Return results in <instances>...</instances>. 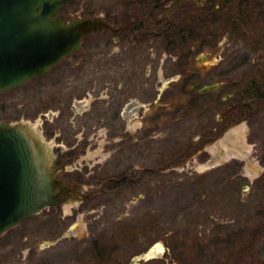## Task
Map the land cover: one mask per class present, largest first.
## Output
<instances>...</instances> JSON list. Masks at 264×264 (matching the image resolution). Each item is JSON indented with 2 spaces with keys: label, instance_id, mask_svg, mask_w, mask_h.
<instances>
[{
  "label": "rangeland",
  "instance_id": "rangeland-1",
  "mask_svg": "<svg viewBox=\"0 0 264 264\" xmlns=\"http://www.w3.org/2000/svg\"><path fill=\"white\" fill-rule=\"evenodd\" d=\"M80 3L84 6L70 20L93 16L97 2ZM92 45L93 38H89L84 46ZM85 49L0 98V121H25L35 126L48 142L54 162L60 165V176L90 191L111 176L119 178L127 172L129 178L107 189L108 182L106 190L82 203L48 207L9 229L0 236V264H94L98 260L95 240H101L98 249H110L116 261L120 260L117 264H130L155 243L162 245L163 251L134 264H173L176 238L192 257L209 246L212 258L218 259L227 240V260L235 263L242 259L247 264L255 258L262 263L264 181L254 184L258 193L248 194L242 184L237 190L236 183H229L220 166L236 154L245 159L252 174L262 171L264 164L246 144L245 130L232 129L201 147L193 158L191 145L205 131L204 104L196 101L191 108L187 98L171 99L170 93L179 92L176 86L166 94L169 99L151 103L152 88L147 89L146 99L140 83L139 92L135 90L134 80L131 86L136 95L122 127L129 132L115 133L118 120L105 117L109 115L105 101H98L93 91L97 80H107L109 73L96 70L95 56L85 54ZM167 72H153L151 86L155 74L157 80L162 79V90L176 84L173 79L178 74L169 76ZM143 80L147 81L144 76ZM258 154L264 160V149ZM150 168H154L152 172ZM195 175L200 178L193 183ZM225 220L226 230L220 224L223 236L219 229L200 226L208 223L213 227Z\"/></svg>",
  "mask_w": 264,
  "mask_h": 264
},
{
  "label": "flooded vegetation",
  "instance_id": "flooded-vegetation-1",
  "mask_svg": "<svg viewBox=\"0 0 264 264\" xmlns=\"http://www.w3.org/2000/svg\"><path fill=\"white\" fill-rule=\"evenodd\" d=\"M80 2H97L93 6V16L101 17L108 24L88 36L78 52L86 48L84 51L88 52L85 54L95 56V69L109 73L107 80H97L98 87L93 91L98 101H105L104 108L109 114L105 117L118 120L115 133L129 132L122 127L130 116L132 97L136 95L133 94L136 91H132L134 85L131 86L134 80L137 81L135 90L139 92L137 86L141 85L151 103L169 99L166 94L176 86L180 94L170 93L171 99L187 98L191 108L192 104L196 106V101L204 104L205 131L198 137L199 140L191 143L190 156L194 158L201 147L238 128L245 130L248 136L246 144L259 163L264 164L258 154L264 149V0H72L58 15L70 21L73 14L84 6ZM88 7L86 3L85 8ZM89 38H93V45L85 47ZM157 71H168L169 76L178 74V78L173 79L177 83L162 90L159 87L162 79L157 80L158 75L155 74V82L152 80L151 86V74ZM237 72H241L238 77ZM113 76L116 78L111 79ZM143 76L147 81H141ZM216 85L203 91L207 86ZM149 87L152 88L151 97L147 95ZM55 166L60 167L56 161ZM220 166L225 169L228 182L236 183L237 190L242 184L248 194L256 191L255 183L264 181V168L254 175L245 165V159L236 154L225 159ZM153 169L150 168V172ZM129 175L124 176L129 178ZM192 178L195 183L200 177L195 175ZM121 180L115 177L106 179L81 203L102 193L108 182L119 183ZM242 181L248 182L244 184ZM226 223L227 220L217 222L213 227L208 223L200 226L212 231L219 229L220 236H223L221 225L226 230ZM95 241L98 255L107 259L102 262L100 260L103 259L97 255L98 260L94 264H107V261L120 263L110 254L109 248L105 250L103 246L98 249L101 240ZM182 246L176 238L172 246L173 264H212V260L214 264H244L242 259L235 263L227 260L224 245L218 259L212 258L209 246L204 247L205 251H197V256L193 257ZM142 255L133 258L130 264L153 258L135 261ZM254 259L247 264H264V261L259 263Z\"/></svg>",
  "mask_w": 264,
  "mask_h": 264
},
{
  "label": "water",
  "instance_id": "water-1",
  "mask_svg": "<svg viewBox=\"0 0 264 264\" xmlns=\"http://www.w3.org/2000/svg\"><path fill=\"white\" fill-rule=\"evenodd\" d=\"M70 1L0 0V94L45 75L108 25L98 16L67 21L58 13ZM94 191L60 176L35 126L0 121V235L48 207L81 202ZM151 257L149 250L135 261Z\"/></svg>",
  "mask_w": 264,
  "mask_h": 264
},
{
  "label": "trees",
  "instance_id": "trees-1",
  "mask_svg": "<svg viewBox=\"0 0 264 264\" xmlns=\"http://www.w3.org/2000/svg\"><path fill=\"white\" fill-rule=\"evenodd\" d=\"M17 88H14V89H11V90H9V91H7V92H4V93H2V94H0V98H2V97H6V95H9V94H11V93H13L15 90H16ZM189 152V151H188ZM127 174V172H123L120 176H119V178H122V180H125L126 181V179H128L127 177H125L124 175H126ZM112 177V176H111ZM109 183H111V185L109 184L108 186H107V189L109 188V187H113V185L114 186H116V185H119V184H117V182H115V181H111V182H109ZM100 261H103V260H100ZM104 262V261H103Z\"/></svg>",
  "mask_w": 264,
  "mask_h": 264
},
{
  "label": "bare ground",
  "instance_id": "bare-ground-1",
  "mask_svg": "<svg viewBox=\"0 0 264 264\" xmlns=\"http://www.w3.org/2000/svg\"><path fill=\"white\" fill-rule=\"evenodd\" d=\"M163 248H164V247H163L162 245L157 244L155 247L152 248V250H151V254H152V255L158 254V253H160V252L163 251Z\"/></svg>",
  "mask_w": 264,
  "mask_h": 264
}]
</instances>
